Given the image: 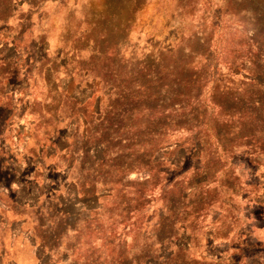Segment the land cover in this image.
<instances>
[{
  "label": "trees",
  "instance_id": "1",
  "mask_svg": "<svg viewBox=\"0 0 264 264\" xmlns=\"http://www.w3.org/2000/svg\"><path fill=\"white\" fill-rule=\"evenodd\" d=\"M214 1L156 56L124 61L107 36L95 40L89 61H104L101 77L83 97L62 90L47 123L34 119L19 162L34 166L40 192L0 197V224L17 229L37 264H207L191 255L204 232L208 245L225 241L230 264H264L250 225L264 224V13ZM48 68L56 80L59 65ZM86 68L76 73L87 77ZM55 169L63 183L51 188L41 177ZM5 229L0 264H15L19 236L13 244Z\"/></svg>",
  "mask_w": 264,
  "mask_h": 264
},
{
  "label": "rangeland",
  "instance_id": "2",
  "mask_svg": "<svg viewBox=\"0 0 264 264\" xmlns=\"http://www.w3.org/2000/svg\"><path fill=\"white\" fill-rule=\"evenodd\" d=\"M205 1L213 0H11L9 7L0 0V63L6 65L0 67V81L3 79L5 83V87L0 88V197L13 199L16 192H22L19 199L27 201L40 192L39 187L33 185L34 166L21 164L19 152L25 145L33 144L34 119L42 115L45 118L41 120L45 122L56 103H61L62 90L80 98L89 91L85 85L91 84L93 78L101 77L104 61H89L95 40L98 45L101 37L107 36L103 43L105 47H113L124 61L156 56L160 51L177 47L182 37L193 29V21L203 14L200 7ZM241 3L264 13V0H242ZM72 55L76 58L67 66ZM52 61L59 65L56 80L48 71ZM66 66L68 73L73 70L71 81L66 78ZM80 67H89L86 68L89 76L77 74ZM95 90L99 93L100 86ZM1 92L7 96H2ZM8 98L11 106H7ZM64 125L61 120L57 126L58 136L64 132ZM18 166L22 170L19 169L17 175L15 169ZM51 174L46 171L45 180L41 177L43 182L49 185L52 181L51 188L63 183L61 176L64 175L58 170ZM259 183L262 189L264 181ZM259 193L263 194V191ZM242 206L247 217H252L251 213L257 214L256 209ZM1 222L0 229L6 228V237L9 236L13 244L18 238L12 251V257L17 260L15 264H37L34 250L28 246L27 240L22 241L20 238H24L9 222ZM206 223L203 231L211 228L208 219ZM250 225L255 228L252 240L264 242V224L255 220ZM212 231L215 232L214 228ZM211 233L204 232L199 236L200 244L191 255L196 259L206 258L207 264H230L224 253V240L210 239L213 241L210 247L206 243L205 239Z\"/></svg>",
  "mask_w": 264,
  "mask_h": 264
}]
</instances>
